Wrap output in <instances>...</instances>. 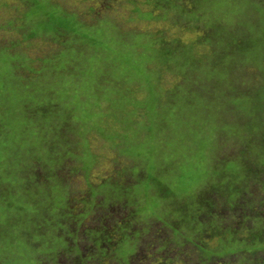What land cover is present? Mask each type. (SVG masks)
I'll return each mask as SVG.
<instances>
[{"label":"trees","instance_id":"trees-1","mask_svg":"<svg viewBox=\"0 0 264 264\" xmlns=\"http://www.w3.org/2000/svg\"><path fill=\"white\" fill-rule=\"evenodd\" d=\"M82 2L0 0L15 264H264V0ZM207 125L226 136L207 182L172 195Z\"/></svg>","mask_w":264,"mask_h":264},{"label":"rangeland","instance_id":"rangeland-1","mask_svg":"<svg viewBox=\"0 0 264 264\" xmlns=\"http://www.w3.org/2000/svg\"><path fill=\"white\" fill-rule=\"evenodd\" d=\"M83 0H71V4L72 6L74 5V8H76V6H78L81 2V4ZM13 113V115L16 117V113L17 111H11ZM214 116H219L217 111H214ZM12 118V117H11ZM17 119V118H15ZM13 120V118H12ZM14 122H16L15 120H13ZM204 130H195V136L199 137L200 139L205 138L204 142H207L209 144H211L213 146V148H215V150H211V151H207V155H203V157H201L200 160H194L191 161V158H186L183 162H181L182 164H180L181 166L179 167L181 170V174L182 177L181 179H179V184H175L170 186V191L172 192V195L175 193L177 194L179 197L184 196L187 193H193L195 192L198 188H201L202 185H204L207 182L208 179V173L210 171V167L211 165H213L211 162H213V157L214 154L216 152L217 146H220L221 143L225 142V137L221 132L219 133H213L209 126H205ZM15 129L18 132H21L22 129L19 127V125L15 124ZM191 135V133H190ZM193 136V133H192ZM202 137V138H201ZM156 141H149V140H144V143H155ZM171 142V141H170ZM184 142H192L191 140H185ZM196 162H200L199 165H196ZM149 195L155 196V197H150V203H148L147 205L149 207H153L155 209V211H158L159 214H163L165 215L166 211H167V207L166 205L161 202L156 200V196H158V194L156 193H149ZM149 211H151V209H148ZM7 228H10L8 226H6ZM9 233H15L16 236H19V240L20 237L22 238L18 243L20 244L17 245V241L12 240V238L10 237H6L4 239H1L0 236V264L2 260L5 259H9V263L8 264H15L16 261L15 257L21 256L22 259L25 260V262H32V260L30 261L31 258V251L27 249L26 246V239L24 236L22 237L21 233H18L16 230H14V227L11 228V231H9V229H7L6 234ZM15 256V257H14ZM30 256V257H29ZM19 258V257H18ZM154 261H152L150 264H153ZM143 264V263H142ZM147 264V263H146Z\"/></svg>","mask_w":264,"mask_h":264}]
</instances>
